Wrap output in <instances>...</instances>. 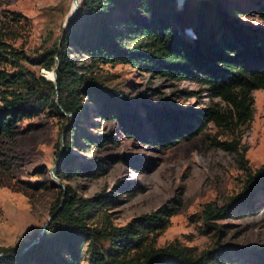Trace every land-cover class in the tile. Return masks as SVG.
<instances>
[{
	"label": "trees",
	"instance_id": "1",
	"mask_svg": "<svg viewBox=\"0 0 264 264\" xmlns=\"http://www.w3.org/2000/svg\"><path fill=\"white\" fill-rule=\"evenodd\" d=\"M129 1L79 0L78 12L58 40L24 58L37 69L20 64L18 51L8 50L0 40V63L9 62L12 67L0 66V138L14 135L23 119L42 113L57 117L61 131L55 144L58 162L54 173L63 180L91 175L82 164L69 168L73 148L85 149L82 141L104 147L114 143L112 134L117 130L127 138H150L147 141L169 147L201 134L211 123L217 132L206 135L209 145L236 153L244 175L240 192L222 203L206 202L200 210L204 225L220 231L216 221L232 217L235 211H255L256 200L264 196V165L251 169L241 143L253 118L252 91L264 89V34L237 24L213 0L184 1L180 9L175 0H138L141 10L149 14V24L140 31L143 43L125 47L113 30L114 11ZM178 26L192 35L178 34ZM73 48L88 63L78 64ZM57 62L54 84L40 71H52ZM115 63H130L168 79L196 81L218 101L197 109H147L141 117L136 112L138 104L123 90L106 87L98 74L101 65ZM104 120L113 122L115 130H102L100 121ZM145 126L148 137L140 132ZM62 195L53 209L58 226L46 229L25 251V241L1 247L0 264L47 260L73 264L78 258L86 264H264L263 252L257 261H237L229 247L221 244L199 253L177 242L156 247L157 231L174 213L167 205L122 226L108 223L92 228L86 223L96 211L95 205L105 200L78 199L68 186Z\"/></svg>",
	"mask_w": 264,
	"mask_h": 264
},
{
	"label": "rangeland",
	"instance_id": "2",
	"mask_svg": "<svg viewBox=\"0 0 264 264\" xmlns=\"http://www.w3.org/2000/svg\"><path fill=\"white\" fill-rule=\"evenodd\" d=\"M184 1L195 0H175L176 8L180 9ZM213 1L237 24L264 34V0ZM72 2L0 0V40L8 50L18 51L20 64L37 69L24 58L35 56L58 40ZM148 24L149 14L141 10L138 0L114 11L113 30L125 47L143 43L140 31ZM176 29L178 34L192 35L188 29ZM71 53L78 64L88 63L77 49ZM0 66L12 68L9 62H1ZM97 70L106 87L123 90L138 104L136 112L141 117L147 109H197L218 101L196 81L168 79L130 63L105 64ZM252 96L253 118L242 133L241 143L248 166L256 169L264 165V89L253 90ZM60 124L57 117L42 113L19 121L14 135L0 138V248L25 241V251L40 240L46 229L58 226L53 209L68 186L78 199L95 198L94 203L105 200L95 205L98 207L86 223L89 227L108 223L122 226L167 205L174 213L157 231L156 247L177 242L199 253L221 244L229 247L234 259L248 262L257 261L259 253H264V196L256 200L255 211H235L232 217L216 221L217 232L208 229L200 217L206 202L222 203L240 192L244 181L238 155L213 147L206 140V135L217 132L211 123L201 134L169 147L147 141L150 138H127L117 130L112 134L114 143L104 147L82 141L85 149L73 148L69 168L82 164L91 175L66 176L63 180L54 173ZM100 124L105 131L116 128L106 120ZM141 129L148 137L149 128ZM73 264L86 261L78 258Z\"/></svg>",
	"mask_w": 264,
	"mask_h": 264
},
{
	"label": "water",
	"instance_id": "3",
	"mask_svg": "<svg viewBox=\"0 0 264 264\" xmlns=\"http://www.w3.org/2000/svg\"><path fill=\"white\" fill-rule=\"evenodd\" d=\"M79 0H74V10L71 12V14L67 17L66 21H65V25H64V30L65 28L68 26L70 19L72 17H74L76 15V13L78 12V8H79V4H78ZM63 30V31H64ZM63 36V35H62ZM57 68H58V62L56 63L54 69L52 71H46V70H42L43 72H48L50 73V75H46L42 72V75L46 78L49 79L51 81H53L54 84H56V79H57ZM62 139L63 136L61 135V143H62ZM63 146V144H62ZM63 152V148L61 150Z\"/></svg>",
	"mask_w": 264,
	"mask_h": 264
},
{
	"label": "bare ground",
	"instance_id": "4",
	"mask_svg": "<svg viewBox=\"0 0 264 264\" xmlns=\"http://www.w3.org/2000/svg\"><path fill=\"white\" fill-rule=\"evenodd\" d=\"M73 10H74V0H73V2H72V9H71V12H72ZM71 12H70V14H71ZM70 14H69V15H70ZM46 74H47V75H50V73H48V72H46Z\"/></svg>",
	"mask_w": 264,
	"mask_h": 264
}]
</instances>
